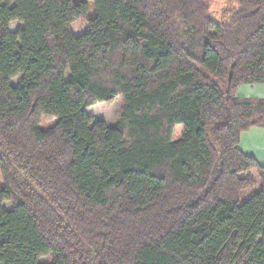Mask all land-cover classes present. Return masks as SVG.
<instances>
[{
  "label": "trees",
  "instance_id": "1",
  "mask_svg": "<svg viewBox=\"0 0 264 264\" xmlns=\"http://www.w3.org/2000/svg\"><path fill=\"white\" fill-rule=\"evenodd\" d=\"M233 1L217 22L203 0H0V264H264V166L239 148L264 99L238 96L264 84V0ZM118 97L116 125L88 114Z\"/></svg>",
  "mask_w": 264,
  "mask_h": 264
},
{
  "label": "rangeland",
  "instance_id": "2",
  "mask_svg": "<svg viewBox=\"0 0 264 264\" xmlns=\"http://www.w3.org/2000/svg\"><path fill=\"white\" fill-rule=\"evenodd\" d=\"M76 2H82L84 0H75ZM209 6V15L210 18L217 22H223L228 19L229 13L232 9L237 7V3L233 0H203ZM89 4V14L90 17H95V11L91 2ZM22 27V24L19 22H13L10 25V30L15 32L19 28ZM89 29V23L87 19H80L72 24V30L76 36H80L86 33ZM21 80V76L15 78L13 80V84L18 85ZM122 99L118 97L112 104H106L101 102H96L94 106L87 109V112L90 116H92L96 120H102L109 126L116 125L122 115ZM56 123V119L54 118H42L41 128L42 129H50ZM183 127L178 126L173 135L174 140H178L181 138ZM1 177V176H0ZM2 181V179H1ZM251 196V192H246L243 195V199H247ZM12 204L10 202H4L0 204V212L4 210H11ZM52 256H45L40 259V262L43 264H51Z\"/></svg>",
  "mask_w": 264,
  "mask_h": 264
},
{
  "label": "crops",
  "instance_id": "3",
  "mask_svg": "<svg viewBox=\"0 0 264 264\" xmlns=\"http://www.w3.org/2000/svg\"><path fill=\"white\" fill-rule=\"evenodd\" d=\"M238 96L247 99H264V84L242 85ZM239 148L245 155L254 157L261 166H264V128L253 127L243 132Z\"/></svg>",
  "mask_w": 264,
  "mask_h": 264
}]
</instances>
